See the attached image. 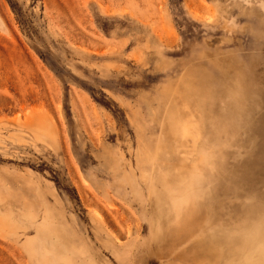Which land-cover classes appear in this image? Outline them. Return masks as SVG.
Returning <instances> with one entry per match:
<instances>
[{
  "label": "rangeland",
  "instance_id": "obj_1",
  "mask_svg": "<svg viewBox=\"0 0 264 264\" xmlns=\"http://www.w3.org/2000/svg\"><path fill=\"white\" fill-rule=\"evenodd\" d=\"M254 239L264 0H0V264H264Z\"/></svg>",
  "mask_w": 264,
  "mask_h": 264
},
{
  "label": "clouds",
  "instance_id": "obj_2",
  "mask_svg": "<svg viewBox=\"0 0 264 264\" xmlns=\"http://www.w3.org/2000/svg\"><path fill=\"white\" fill-rule=\"evenodd\" d=\"M260 235H261L260 232L257 231V233H256V237L259 238ZM253 246H254V250H264V244L256 245V243H255V239L253 240Z\"/></svg>",
  "mask_w": 264,
  "mask_h": 264
}]
</instances>
